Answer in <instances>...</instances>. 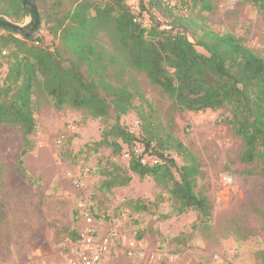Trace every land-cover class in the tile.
Returning <instances> with one entry per match:
<instances>
[{
  "label": "rangeland",
  "instance_id": "rangeland-1",
  "mask_svg": "<svg viewBox=\"0 0 264 264\" xmlns=\"http://www.w3.org/2000/svg\"><path fill=\"white\" fill-rule=\"evenodd\" d=\"M74 1L61 0L58 6L57 0H47L41 8L35 33L52 50L58 40L47 30L46 10H68ZM125 1L148 29L156 20L163 29L176 22L194 43L205 30L231 34L264 57V12L242 0H213L211 12L188 2L185 17L165 8L161 13L149 10V0ZM162 2L181 10L186 6L184 0ZM33 20L10 21L27 32ZM95 44L105 53L108 80L127 87L136 104H142L145 124L153 122L158 135L171 132L195 155L197 191L211 203V219L200 223L193 210L179 213L170 198L171 175L141 179L130 171L132 146L141 149L148 140L136 111L120 119L136 139L130 144L118 140L122 151L115 155L113 148L100 144L114 117L105 122L84 109H57L38 84L33 95L37 132L30 136L33 150L23 158L24 172L19 171L22 132L14 125L0 126V264H82L77 236L108 235L114 227L105 219L108 214L119 220L118 230L135 242V250L100 264H264V164L241 161L244 142L228 123L229 110L179 111L145 73L127 66L109 35L101 32ZM7 63L0 57V84ZM153 147L176 161L170 170L180 179L184 160L165 147ZM138 206L147 209L138 212Z\"/></svg>",
  "mask_w": 264,
  "mask_h": 264
},
{
  "label": "trees",
  "instance_id": "trees-1",
  "mask_svg": "<svg viewBox=\"0 0 264 264\" xmlns=\"http://www.w3.org/2000/svg\"><path fill=\"white\" fill-rule=\"evenodd\" d=\"M184 1L186 6L181 10L177 4L164 6L162 0H149L148 9L161 13L165 8L175 17H185L190 2L201 11H213V0ZM242 1L264 12V0ZM34 4L41 19V8L47 6V0H0V22L16 25L28 16L34 19ZM61 4L57 0V5ZM141 7L145 9L144 3ZM52 10H46L45 18L48 32L58 40L54 50L36 33L26 37L24 28L18 33L0 26L7 33L0 35V57L8 62L0 84V126L14 125L22 132L19 171L24 172L23 158L33 150L30 136L37 132L33 95L40 84L57 109H84L105 122L114 117L115 123L107 126L100 144L113 148L115 155L122 151L118 140L130 144L136 139L120 123L122 115L136 111L148 140L141 155L137 145L132 146L130 171L141 179L171 175L170 198L178 203L179 213L193 210L200 223L210 221L212 205L197 191L200 170L195 155L171 132L158 135L152 131L153 122L145 124L147 116L142 104H136V95L108 80V65L102 63L105 53L95 41L101 32L109 35L127 66L145 73L173 101L175 109H228V123L244 142L241 161L247 164H264V57L231 34L205 30L194 43L187 29L176 22L163 29L156 20L148 29L125 0H75L68 10ZM153 143L184 160L180 179H175L170 170V164L176 166V161L164 157L158 149L154 152ZM146 156L157 157L161 163H143Z\"/></svg>",
  "mask_w": 264,
  "mask_h": 264
},
{
  "label": "built area",
  "instance_id": "built-area-1",
  "mask_svg": "<svg viewBox=\"0 0 264 264\" xmlns=\"http://www.w3.org/2000/svg\"><path fill=\"white\" fill-rule=\"evenodd\" d=\"M185 13V12H184ZM5 54V52H4ZM142 148L137 150L139 155L142 154ZM149 158L153 159L151 162ZM143 163L158 164L161 160L157 157L146 156ZM125 215L122 212V217ZM85 217L90 218L89 213H85ZM113 223V229L106 236L95 237V232L90 237L82 238L80 236L81 244L79 256L82 264H100L106 257H120L131 256L135 250V242L130 241L127 235L120 232L117 226L120 224L119 220L112 214H108L105 218ZM137 251V250H136Z\"/></svg>",
  "mask_w": 264,
  "mask_h": 264
},
{
  "label": "water",
  "instance_id": "water-1",
  "mask_svg": "<svg viewBox=\"0 0 264 264\" xmlns=\"http://www.w3.org/2000/svg\"><path fill=\"white\" fill-rule=\"evenodd\" d=\"M33 12H34V26H33V28L31 30H29V31H27L25 33L26 37H29L32 34H34L38 30V28L40 26V16H39V13H38V10H37V7H36L35 4L33 5ZM0 26L12 29V30H14V31H16L18 33H23V28L18 26V25H13V24H10V23L0 22Z\"/></svg>",
  "mask_w": 264,
  "mask_h": 264
}]
</instances>
